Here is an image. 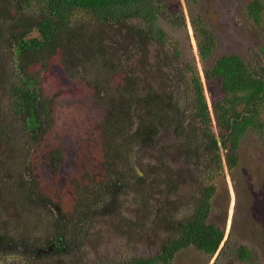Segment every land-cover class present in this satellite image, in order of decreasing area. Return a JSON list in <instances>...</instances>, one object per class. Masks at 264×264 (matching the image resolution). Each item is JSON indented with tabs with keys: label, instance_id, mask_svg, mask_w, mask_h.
<instances>
[{
	"label": "trees",
	"instance_id": "obj_1",
	"mask_svg": "<svg viewBox=\"0 0 264 264\" xmlns=\"http://www.w3.org/2000/svg\"><path fill=\"white\" fill-rule=\"evenodd\" d=\"M170 1L0 0V83L7 88L10 107L21 119L28 138L24 142L29 145L27 169L17 186L23 199L30 203L33 198L47 208L44 199L38 201L29 195L26 175L28 168L34 167L32 151L51 126L48 113L51 104L45 98L41 75L35 70L48 69L56 59L66 75L87 82L94 105L103 110L100 129L104 176L101 183L91 184L84 175L80 178L83 183L76 185L71 214L79 222L77 226L66 219L61 207L52 205L59 217L51 214V235L44 242L19 238L15 241L20 243L14 246L10 243L15 241L7 242L0 235V260L10 255L39 259H46L45 254L70 257L87 238V224H93L98 216L122 215L123 201L131 195L139 206H147L151 197L136 194V189L144 190L148 182L143 160L135 163L132 159L141 149H157L156 157L164 150L165 156L161 136L175 138L190 163L211 152L218 163L215 172H221L224 167L221 148L226 154L225 165L233 169L240 163L245 136L249 132L264 133V53L260 55L262 62L256 66H250L234 53L212 62L216 36L202 15L190 10L206 80L219 79L224 93L223 99L214 104L212 116L198 69L186 62L177 75L169 70L171 64L183 61L180 47L158 22L167 13ZM245 12L249 21L264 28L263 0L250 1ZM182 18H185L183 14ZM148 44L152 45L151 51L147 49ZM154 48L159 49L156 52ZM137 55L141 60L139 65L133 63ZM149 64L166 67L169 75H165L163 85L152 79L148 94L144 95L140 93V77L135 72L148 69ZM95 66L99 72L89 76L90 72L94 73L92 70L97 71L93 69ZM144 77L158 76L146 74ZM156 83L160 88L154 86ZM189 94L193 106L186 113L183 108ZM214 115L219 137L213 130ZM44 156L57 179L65 173L62 167L70 166V161H63L62 151H51ZM159 162L161 171L165 172L163 167H169L166 157H161ZM2 165L9 166V162L4 161ZM208 184L201 186L193 211L180 220L158 210L154 219L165 228L162 230L165 236L157 244L155 253L131 257L124 264H173L180 253L191 248L213 257L224 241L225 230L209 222L216 184ZM93 185L99 191H94ZM237 253L243 262L255 260L246 247Z\"/></svg>",
	"mask_w": 264,
	"mask_h": 264
},
{
	"label": "rangeland",
	"instance_id": "obj_2",
	"mask_svg": "<svg viewBox=\"0 0 264 264\" xmlns=\"http://www.w3.org/2000/svg\"><path fill=\"white\" fill-rule=\"evenodd\" d=\"M250 1L171 0L167 13L158 19L161 28L183 53V61L171 64L169 70L177 75L186 62H191L198 69L212 116L214 104L223 99L224 93L219 79L206 80L198 53L197 34L189 13L190 10L199 12L216 36L217 47L210 59L212 62L234 53L250 66H256L262 62L260 55L264 53V28L247 19L245 9ZM151 48L152 45L148 44L147 49L151 51ZM165 48L169 49L168 45ZM158 49L154 48L156 52ZM140 62L138 55L133 57V63L139 65ZM93 69L97 71L92 70L94 73L90 72L89 76L93 77L99 72L96 66ZM166 69L149 64L148 69L137 70L135 74L140 77V93L148 94L152 79L163 85L165 75H169ZM35 72L41 75L45 98L51 104L48 108L51 126L32 151L34 167L28 168L26 178L29 179V195L38 201L44 199L47 208L33 198L30 203L23 199L24 195L17 187L27 169L25 164L29 160V145L24 141L28 138L21 119L10 107L7 88L0 83V235L5 236L7 242L19 238L44 242L51 235V214L59 217V212L52 205L61 207L66 219L77 226L79 222L71 214L76 185L83 183L80 178L84 175V179L87 178L91 184L101 183L104 178L100 129L103 110L94 105L90 86L85 80H75L66 75L59 59L48 69L39 70L38 67ZM146 74L158 77L146 79ZM154 86L160 88L158 83ZM180 89L183 91L184 86ZM191 99L190 95L184 102L183 110L186 113L192 111ZM213 130L219 137L215 115ZM160 142H163V149L166 150L165 156L164 150L160 157H156L157 149H141L139 155L132 159L135 163L143 160V171L148 182L144 190L137 188L136 194H141L143 198L151 197L147 206H139L135 196L131 195L123 201L122 215L98 216L93 224H87V238L79 243L70 257L45 254L46 259H39L37 256L10 255L1 259L0 264H124L134 256H151L165 236L162 231L165 228L154 219L155 213L162 209L163 215L180 220L193 211L202 187L208 182L216 184L209 222L224 228V241L213 257L191 248L180 253L173 264H264V133L249 132L245 136L240 163L233 169L225 165L226 154L221 148L224 165L221 172H215L218 163L211 152L190 163L182 153L181 144L171 135L161 136ZM51 151H62L63 161H70L69 167H62L65 173L59 179L53 175L47 164V156H44ZM161 157H166L169 166L163 167L165 172L159 167ZM4 161L9 162V166L2 165ZM213 171L215 173L210 174ZM97 186L93 185L92 189L99 191ZM15 243L20 241L10 244L17 245ZM241 247L250 249L255 259L253 262L240 260L237 252Z\"/></svg>",
	"mask_w": 264,
	"mask_h": 264
}]
</instances>
